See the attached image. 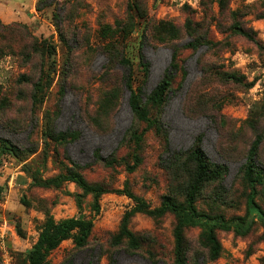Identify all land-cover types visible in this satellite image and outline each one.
<instances>
[{
  "label": "rangeland",
  "instance_id": "1",
  "mask_svg": "<svg viewBox=\"0 0 264 264\" xmlns=\"http://www.w3.org/2000/svg\"><path fill=\"white\" fill-rule=\"evenodd\" d=\"M3 1L0 137L20 149L21 160L0 156V184L6 185L0 199V264L3 246L10 264H29L27 253L50 216L57 222L93 219L94 227L84 248L70 238L49 254L47 264H174L173 215H134L129 229L140 242L134 251L115 242L124 215L135 205L132 199L104 194L96 214L93 197L75 184L38 183L78 169L89 183L111 190L127 184L152 208L166 196L182 203L196 171L189 154L198 137L210 163L228 172L203 186L197 208L227 218L244 215L249 186L243 167L252 143L264 136V0H223L222 7L220 0ZM115 36L144 101L170 66V48L180 50L169 99L148 122L134 118L127 91L115 114L103 103L112 88L104 78L109 63L103 46ZM194 39L197 50L183 48ZM134 131L144 132L140 145L131 139ZM257 166L264 175V138ZM258 192L264 209V183ZM201 232L199 227L184 232L188 264L264 261L259 223L244 237L218 231L222 252L216 260Z\"/></svg>",
  "mask_w": 264,
  "mask_h": 264
},
{
  "label": "trees",
  "instance_id": "2",
  "mask_svg": "<svg viewBox=\"0 0 264 264\" xmlns=\"http://www.w3.org/2000/svg\"><path fill=\"white\" fill-rule=\"evenodd\" d=\"M222 7L223 0H220ZM190 26V24L188 25ZM237 31L248 39L253 40L252 35L245 29L238 27ZM106 46H103V54L109 63L107 73L104 78L107 84L112 88L103 95L105 105L114 113L117 108V100L122 97L125 91L129 93L128 104L134 118L138 122H148L151 112L156 109H162L172 92V86L179 69V52L174 46L172 50V60L163 79L147 97L143 100L141 89L139 92L133 86V67L130 61L125 58L122 51V41L119 36L109 37ZM147 42V36H144L143 45ZM200 43L194 39L183 46L185 49L197 50ZM121 48V49H120ZM143 57V56H142ZM144 68L146 64H143ZM117 110V109H116ZM144 132H133L131 139L136 145L143 141ZM263 137L257 138L251 145L246 156V162L243 167V178L249 186V194L246 201V210L244 215L227 218L222 214H210L202 212L197 208V198L204 185L217 181L228 172V168L222 165H212L203 150L202 137H198L194 147L189 154V159L195 164L196 171L194 177L189 181L185 192V198L182 203L177 202L173 197L166 196L157 208H152L143 199L136 196L126 184L122 190H111L102 184L89 183L84 175L78 169H70L66 173L56 177L49 178L38 183L43 187L60 188L65 183L75 184L84 195L93 197L92 210L97 214L101 205L99 199L107 193H117L125 195L135 202L134 207L127 212L115 237L117 244L124 243L127 248L137 250L140 248L138 237L130 231L129 223L136 214H149L152 216H162L171 214L176 219L174 229L175 249L174 264H188V255L185 249L184 232L190 227H199L201 229V242L208 250L209 257L216 260L222 252V245L217 237L218 231L233 232L237 236L244 237L250 233L254 225L259 223L263 228L264 238V209L257 201L259 194L258 188L263 185V171L257 166V159L260 152ZM65 135L60 138L61 142L66 141ZM9 155L20 161V149L12 142L0 137V156ZM138 159V158H136ZM6 189L5 184H0V199ZM20 205L26 209L29 204L25 197L20 200ZM94 227L93 219L84 217L68 218L62 221H55L53 217H48L43 225L37 242L27 253L29 264H47V257L55 251L62 242L73 238L76 247L84 248L91 236ZM264 264V261L263 263Z\"/></svg>",
  "mask_w": 264,
  "mask_h": 264
},
{
  "label": "built area",
  "instance_id": "3",
  "mask_svg": "<svg viewBox=\"0 0 264 264\" xmlns=\"http://www.w3.org/2000/svg\"><path fill=\"white\" fill-rule=\"evenodd\" d=\"M1 250L3 251V256H4V264H10V258H9V254H8V252L6 251V247L5 246H3L2 248H1Z\"/></svg>",
  "mask_w": 264,
  "mask_h": 264
},
{
  "label": "crops",
  "instance_id": "4",
  "mask_svg": "<svg viewBox=\"0 0 264 264\" xmlns=\"http://www.w3.org/2000/svg\"><path fill=\"white\" fill-rule=\"evenodd\" d=\"M3 2V3H2ZM3 4H6V2L5 1H3V0H0V5H3ZM16 5H14V7H15ZM1 7V6H0ZM3 12L4 11H1V13L3 14ZM8 12H10L9 10H8ZM12 14H8L7 16L9 17V16H11ZM0 17H2L3 18V16H1L0 15Z\"/></svg>",
  "mask_w": 264,
  "mask_h": 264
}]
</instances>
